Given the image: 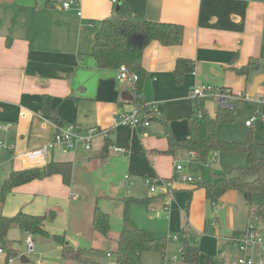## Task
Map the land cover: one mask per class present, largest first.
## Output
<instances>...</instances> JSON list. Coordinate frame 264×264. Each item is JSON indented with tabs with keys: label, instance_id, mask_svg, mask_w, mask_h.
<instances>
[{
	"label": "crops",
	"instance_id": "0c3cea01",
	"mask_svg": "<svg viewBox=\"0 0 264 264\" xmlns=\"http://www.w3.org/2000/svg\"><path fill=\"white\" fill-rule=\"evenodd\" d=\"M121 3L128 5L136 17L183 26L180 44L162 45L151 41L142 52L145 76L140 98L148 113L141 111V116L146 117L149 124L137 128L114 123L118 113L128 112L135 106L134 84L119 80L117 68L99 67L91 55L94 36L102 20ZM78 9L81 15L77 14ZM178 58L192 62V71L185 73L179 83L174 75ZM246 65L249 69L245 74L236 72L235 69ZM201 84L227 88L234 97L248 93L252 100L264 94V0H117V4L111 0H79L76 7L67 10L45 0H0V125L4 126L0 127V186L10 171L42 166L50 161L71 163L70 182H62L66 190L71 184L81 188L75 174L80 167L90 169L97 188L101 192L106 190L105 193H110L114 184L116 167L144 177L156 175L171 179L170 172L160 173L161 159L170 155L172 165L176 155L183 160L181 151L188 150L176 146L173 153H166L167 130L178 140L189 135L188 117L196 99H192L190 92ZM44 97H49L50 107L61 117L63 125L75 124L81 130L108 129L107 136H96L89 149L82 145L70 151L58 145L49 150L41 164L27 162L21 154L48 143L55 132L53 121L41 107ZM207 105L204 101L209 115H214L221 106L217 101L215 110L209 112ZM112 146L126 150L114 151ZM61 180L59 174H53L16 186L7 195L1 214L11 216L24 211L41 215L38 211L40 208L42 213V207H45L42 214L46 213L47 194L29 191H47V182L61 187ZM197 182L173 183L172 195L177 189L192 185L184 206L186 213L196 191L200 190L205 197L203 189L195 187ZM9 196L17 204L11 210L5 206ZM149 198L151 204L154 196ZM109 199L104 196V200ZM249 221L247 211L245 226L233 230L227 237L244 231ZM122 223L121 214V227ZM254 223L259 230H264V222L255 220ZM89 226L95 232L91 218ZM27 235L23 232L24 237ZM108 236L109 233L102 237L107 239ZM43 238L52 241H38L37 253L45 257V264H81L72 259H60L61 246L50 238ZM7 246L13 250L11 244ZM116 247L117 242L113 252ZM197 247L199 255L195 264L233 261L224 255L221 257L219 249L210 262L201 261ZM232 247L236 259L240 253ZM107 252L111 256V252ZM247 255L254 259L260 256L257 248L249 249Z\"/></svg>",
	"mask_w": 264,
	"mask_h": 264
},
{
	"label": "rangeland",
	"instance_id": "374dc122",
	"mask_svg": "<svg viewBox=\"0 0 264 264\" xmlns=\"http://www.w3.org/2000/svg\"><path fill=\"white\" fill-rule=\"evenodd\" d=\"M205 101L209 106V112L215 110L217 101L215 102L213 99H206ZM228 105H231L233 109L232 119L218 123L217 137L225 141L245 143L251 141L254 157H260L264 148V120L259 115L256 120L250 122V126L246 125L245 121H250L251 116L256 111L260 112L263 109V105L257 104L248 93L229 100ZM81 146L78 145L76 148ZM181 152L183 153V160L175 158L174 163L182 162L184 164L182 172L192 175L198 182L208 180L210 170L213 173H228L233 168L242 166L246 161L244 151H213L208 155L205 162L195 159L189 151ZM169 159L170 155L161 159L159 171L162 174L170 172L169 177H172L175 183L178 175L175 174L174 163L171 165ZM75 174L80 179L78 184L81 188L71 184L69 190H66L67 186L63 185L61 180V187L56 186L54 182H47V191L45 189H33L29 192L39 190L47 194L45 205L48 209H46V213L50 210L54 211V216L45 220L47 231L50 234L64 235L70 245L76 243L81 256L87 261H94L97 264H116L113 248H115L116 237L121 228L124 199L129 197L147 199L154 196L155 200L151 204L130 203L128 207L134 224L145 228L155 237H166L163 254L154 250L144 251L141 255V264H180L179 241L181 231L185 229L188 231L186 234L188 242L191 245L199 246L201 261L210 262L213 254L219 249L221 257L224 255L226 259L232 258L231 263H236L235 251L231 250V245L226 243L224 238L232 234L233 230L245 226L247 207L239 191L228 190L225 197L220 196L214 203H211L198 190L192 197L189 213H186L184 206L188 198V190L192 188L189 187L192 186L190 184L182 187L181 190L177 189L172 197H169L162 191L160 193V184L157 185L160 189L153 193L144 182V176L135 175L130 171L116 167L113 170L112 178L114 184L110 188V193H105L106 190L101 192L97 188V183L94 181L89 168L80 167ZM125 174L129 177L127 180L124 179ZM127 190L130 191L129 194ZM104 196H108L110 199L104 200ZM11 197L9 196L5 203L7 210L17 206L14 201L12 202ZM54 197L56 199H53ZM96 201L98 206L109 214L110 230L108 237L110 239L103 238L100 234L91 231L89 226L91 210ZM165 201L170 203V214L165 210ZM44 208L42 207V213ZM38 212L42 215L40 208ZM168 214L169 217L166 216ZM25 237L23 231L18 227L11 226L8 229L5 238L6 247L0 241V247L4 248V252L0 253V264L7 262L8 244L13 247V251L9 253L12 256L13 264H45V257L37 253L38 241L41 240L44 243H52V241L45 240L41 235H31L33 247L32 250L28 251ZM107 251L111 252L110 257L106 256ZM21 255L25 256L27 261H20ZM60 257L62 258L61 253ZM77 262L84 264L80 261Z\"/></svg>",
	"mask_w": 264,
	"mask_h": 264
},
{
	"label": "trees",
	"instance_id": "16d2710c",
	"mask_svg": "<svg viewBox=\"0 0 264 264\" xmlns=\"http://www.w3.org/2000/svg\"><path fill=\"white\" fill-rule=\"evenodd\" d=\"M183 39V26L174 23L155 22L133 15L125 3L115 6L112 14L103 19L101 27L95 33L91 55L99 67L119 68L125 65L130 72L138 75L134 83L133 104L143 113L146 106L140 98L142 80L145 70L142 67V52L151 41H158L162 45H178ZM249 66L235 69L238 74H245ZM192 71V62L178 58L174 67L177 83L183 75ZM204 99L194 100L192 114L188 117L189 135L181 140L173 138L169 130L168 149L166 153H173L174 147L194 151L195 158L205 162L211 152L244 151L245 164L230 170L228 173H213L209 171V179L195 183V187L202 188L205 197L214 203L228 190L239 191L246 203L248 216L251 220L264 222V148L260 157H254L252 142L225 141L217 137L219 122L231 121L233 109L227 106H218L214 115H209L204 107ZM42 110L51 121L63 126L61 117L50 107L49 97H44ZM264 146V145H263ZM53 174H59L65 184L70 182L71 163L50 161L42 166L28 167L21 170H12L0 186V211L7 195L21 184L40 179ZM148 199L127 198L124 200L122 211V227L117 236L115 250L116 264H141V255L144 251L154 250L163 254L166 237H155L145 228L138 227L130 217L128 207L130 203L148 205ZM54 211L50 210L42 215H34L18 211L11 216L0 212V241L6 247V234L11 226H16L29 235H41L50 238L61 246V256L87 263L77 247L70 245L64 235L50 234L45 227V220L52 218ZM92 229L102 236H107L110 230L109 214L104 212L95 202L91 215ZM186 230L181 231L179 250L182 264H195L199 249L191 245L186 236ZM13 250L7 248V255ZM214 264H221L215 260Z\"/></svg>",
	"mask_w": 264,
	"mask_h": 264
},
{
	"label": "built area",
	"instance_id": "2783aa9c",
	"mask_svg": "<svg viewBox=\"0 0 264 264\" xmlns=\"http://www.w3.org/2000/svg\"><path fill=\"white\" fill-rule=\"evenodd\" d=\"M47 2H51L54 4H59L63 9H72L78 5L79 0H45ZM113 3L117 4V0H111ZM77 14L81 15V11L78 9ZM117 78L121 81H125L129 84H134L138 79V75L134 72H130L125 65L119 66ZM194 73V72H192ZM190 96L192 99L201 98V99H216L221 106H229L228 102L232 98H235L231 91L227 88L218 89L215 88L211 84H201L192 88L190 92ZM257 104L263 105V109L260 112H255L250 121H245L246 125H250V122L256 120L259 115L264 118V94L261 97L255 99ZM115 124L128 125L132 128H137L141 125L147 126L149 124V120L146 117L141 116L140 108L134 106L128 112H120L114 118ZM55 125V132L53 134L52 139L44 144L41 147L36 149H32L21 154L22 158H24L27 162L32 164H41L43 162L44 157L47 155L49 150H51L55 146H62L66 149H73L78 145H83L85 149H89L92 145L93 139L96 136L102 135L104 137L108 134V129H100L96 127L88 128L86 130H81L75 124H68L63 126ZM1 128H4L3 125H0ZM114 151L125 152V148L120 146H112ZM190 155L195 157L194 151H189ZM177 158H180V155H176ZM183 164L177 163L175 164L174 171L175 174L178 175L177 181L181 182H194L195 179L186 175L182 172ZM125 178L128 179V175H125ZM144 182L149 186V190L151 192H157L160 188L157 186L160 184L161 191L165 194H168L169 197H172L173 192V178L171 179H163L156 175L154 176H146L144 177ZM74 197V195H72ZM165 210L167 212L170 211V203L169 201H165ZM255 220H251L248 222L244 231L239 234L233 235L231 237H227L225 240L231 244L235 249H237L240 255L236 258L235 264H264V230H259L254 223ZM187 232V229H185ZM177 239V237H174ZM27 250H32L33 247V239L31 235H27L26 239ZM257 248L259 253V258L254 259L252 256L247 255V251L249 249ZM4 250L0 247V253ZM107 256H110V253L107 252ZM6 264H13L12 256L7 257ZM112 264V263H107ZM225 264H231L226 262Z\"/></svg>",
	"mask_w": 264,
	"mask_h": 264
},
{
	"label": "water",
	"instance_id": "95a60500",
	"mask_svg": "<svg viewBox=\"0 0 264 264\" xmlns=\"http://www.w3.org/2000/svg\"><path fill=\"white\" fill-rule=\"evenodd\" d=\"M131 98H132V96L129 95V99H131ZM20 261L25 262V261H27V259H26L25 257H20ZM181 264H182V263H181Z\"/></svg>",
	"mask_w": 264,
	"mask_h": 264
}]
</instances>
